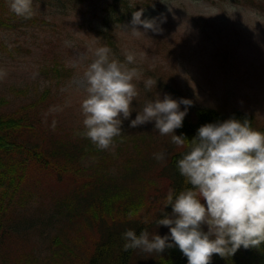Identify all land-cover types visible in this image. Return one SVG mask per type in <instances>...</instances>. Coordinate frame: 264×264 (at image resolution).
Segmentation results:
<instances>
[{
  "label": "rangeland",
  "instance_id": "rangeland-1",
  "mask_svg": "<svg viewBox=\"0 0 264 264\" xmlns=\"http://www.w3.org/2000/svg\"><path fill=\"white\" fill-rule=\"evenodd\" d=\"M112 1L33 0L35 19L10 14L8 25H0V98L5 99L0 112L22 110L34 103L40 126L70 136L77 131L83 133L81 103L87 97L84 73L96 58L95 51L107 46L110 59L137 69L141 75L132 81L138 96L131 103L130 117L122 119L121 138H114L115 147L106 152L114 153L118 144L129 146L124 150L126 157L133 154L140 164L141 152L148 155L147 181L156 180L153 173L162 171L170 155L182 148L172 142L173 134L160 135L154 121L129 126L158 96L190 100L185 115L188 118L195 117L196 106L225 113L241 109L253 113L257 125L264 126V0H146L151 7L145 9L141 19L164 18L163 31L135 35L130 6H123L130 14L126 22L106 24L108 11L103 7ZM136 27L144 31L141 25ZM109 30L107 37L100 33ZM126 53L134 54V63H127ZM149 80L153 82L151 90L145 86ZM45 92L47 97L41 99ZM184 109L181 104L180 110ZM174 134L178 135L176 129ZM157 153H163L164 159L156 160ZM122 159L120 156L118 162ZM37 169L33 167L28 183L23 185L33 191V196L24 197L22 193L19 204L26 205L7 211V217L11 215L9 224L18 229L3 252L21 258L36 255L46 263L54 236L60 237L63 245L56 249L70 243L63 232L65 220L55 210L69 182H57ZM112 170L120 171L115 164ZM82 233L81 241L86 230ZM73 248L83 256L80 241Z\"/></svg>",
  "mask_w": 264,
  "mask_h": 264
},
{
  "label": "trees",
  "instance_id": "trees-1",
  "mask_svg": "<svg viewBox=\"0 0 264 264\" xmlns=\"http://www.w3.org/2000/svg\"><path fill=\"white\" fill-rule=\"evenodd\" d=\"M8 2L0 0L1 27L8 25L10 14L16 16L7 8ZM134 3L130 7L133 13L142 10V16L145 9L151 7L150 1L146 0ZM123 6L128 7L129 2L113 0L103 7L104 11H108L105 18L107 25L111 22L119 25L130 18ZM33 18L36 17L32 15L29 19ZM111 31L100 33L103 32L107 37ZM47 95V92L43 93L41 99ZM4 100L0 98V106ZM35 106L30 103L22 107V110L0 112V264H72L73 261H78V264H188V258L176 245L160 253H146L139 249L122 250L125 243L122 234L126 230H134L139 236L146 229L150 238L155 234L162 237L168 235L171 242L170 228L157 225L156 221L172 214L171 205L164 208L170 191L175 196L193 187L186 183L177 167V161L187 151V141L184 147L170 155L162 171L153 173L156 180L147 181V171H150L148 155L141 152L140 164L133 154L126 157L124 150L129 149V146L125 148L118 144L114 153H107L78 131L70 136L69 133L60 134L48 130L46 126L38 124L37 120H40ZM229 118L241 122L247 119L253 129L264 132V126L257 125L256 116L251 112L233 109L225 113L214 107L196 106L195 117L185 116L182 127L176 129L177 134L183 135L190 142L202 125L223 122ZM120 156L123 161L118 162ZM114 164L119 172H113ZM33 167L51 175L57 182H69L65 195L56 201L55 210L65 220L63 232L68 234L70 243L62 250L56 249L62 245V240L54 236V247L46 256V263L40 262L36 255L21 258L4 255L3 252L10 237L18 229L9 224L11 215L7 217V211L16 205H26L19 204L22 193L24 197L28 194L33 196V191L23 186L28 183ZM201 203L206 207L203 198ZM201 228L204 232L208 231L207 224ZM82 229L86 230L83 241L80 238L83 235ZM79 241L84 246L83 256L73 248ZM210 264H264V242L259 247L245 249L241 246L227 257L213 254Z\"/></svg>",
  "mask_w": 264,
  "mask_h": 264
},
{
  "label": "clouds",
  "instance_id": "clouds-1",
  "mask_svg": "<svg viewBox=\"0 0 264 264\" xmlns=\"http://www.w3.org/2000/svg\"><path fill=\"white\" fill-rule=\"evenodd\" d=\"M134 4L130 0L129 6ZM32 5L33 0H11L10 10L17 16L31 18ZM141 16L142 10L133 13L134 35L163 31L164 18ZM137 25L144 31L137 30ZM110 52L107 46L99 47L84 73L87 97L81 103L85 117V131L81 135L100 150L115 147L114 138L122 133V119L130 117L131 103L138 96L132 81L141 75L137 69L110 59ZM126 61L134 63V54L126 53ZM152 83L146 81L145 86L151 90ZM191 103L186 98L176 100L165 94L163 99L158 96L147 103L142 113L131 120L132 128L154 121L159 134H173L172 142L178 146L184 147L187 141V151L177 161V167L193 187L175 196L170 191L164 208L171 205L172 214L156 221L157 225L170 228L171 242L168 235L155 234L150 238L146 229L139 236L134 230H126L122 234L123 251L160 253L176 245L188 258V264H210L213 254L227 257L241 246L259 247L264 242V132L253 129L247 119L241 122L229 118L202 125L189 142L174 132L182 127ZM181 104L185 105L183 111ZM154 158L163 160L164 154L157 153ZM204 224L208 226L207 232L202 231Z\"/></svg>",
  "mask_w": 264,
  "mask_h": 264
}]
</instances>
